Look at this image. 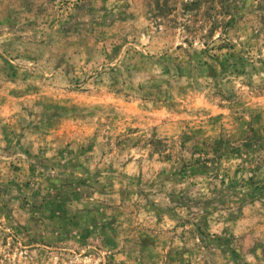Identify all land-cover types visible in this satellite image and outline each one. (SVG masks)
<instances>
[{
  "label": "rangeland",
  "instance_id": "obj_1",
  "mask_svg": "<svg viewBox=\"0 0 264 264\" xmlns=\"http://www.w3.org/2000/svg\"><path fill=\"white\" fill-rule=\"evenodd\" d=\"M0 264H264V0H0Z\"/></svg>",
  "mask_w": 264,
  "mask_h": 264
},
{
  "label": "trees",
  "instance_id": "obj_2",
  "mask_svg": "<svg viewBox=\"0 0 264 264\" xmlns=\"http://www.w3.org/2000/svg\"><path fill=\"white\" fill-rule=\"evenodd\" d=\"M198 233L200 235H203L202 241L212 248H218L221 250L229 251L233 256L235 254L234 249L232 248V245L230 241L224 237L221 236H215V237H209L208 235L204 234L202 229L200 227H197ZM235 258V256H234Z\"/></svg>",
  "mask_w": 264,
  "mask_h": 264
}]
</instances>
